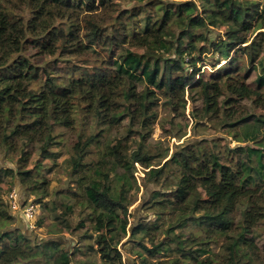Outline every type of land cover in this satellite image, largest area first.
Returning <instances> with one entry per match:
<instances>
[{
  "label": "trees",
  "instance_id": "trees-1",
  "mask_svg": "<svg viewBox=\"0 0 264 264\" xmlns=\"http://www.w3.org/2000/svg\"><path fill=\"white\" fill-rule=\"evenodd\" d=\"M211 27L222 34L210 37ZM209 52L225 63L202 71L199 61ZM189 99H202L192 110L197 124L219 119L246 143L190 141L151 167L160 154L149 151L156 125L171 132ZM245 101L264 109V0H134L127 8L117 0H0V149L16 162L0 167V264H72L61 240L38 242L14 226L3 197L9 175L37 189L39 202L50 195L43 162L57 163L67 135L70 175L102 264L123 263L124 236L137 240L160 229L157 222H129L137 162L164 188L144 207L159 219L169 216L168 244L184 256L171 264H264V197L257 195L264 185V115ZM73 207L64 205V213ZM175 228L200 233L183 239ZM220 240L218 262L211 244ZM139 244L154 257L166 242Z\"/></svg>",
  "mask_w": 264,
  "mask_h": 264
},
{
  "label": "rangeland",
  "instance_id": "rangeland-1",
  "mask_svg": "<svg viewBox=\"0 0 264 264\" xmlns=\"http://www.w3.org/2000/svg\"><path fill=\"white\" fill-rule=\"evenodd\" d=\"M123 7L127 8L134 4V0H117ZM166 1V0H162ZM175 1V0H167ZM178 1V0H176ZM199 3V0H194ZM221 28L209 29L210 37H217L222 34ZM134 49L141 51L140 40L136 39ZM168 55V54H166ZM169 56V55H168ZM171 56V55H170ZM172 56H174L172 54ZM246 62V59H244ZM225 60H218L216 53L209 52L204 56L203 60L199 61L198 66L201 70L211 71L214 67H219L224 64ZM192 70V69H191ZM256 72L253 71L249 77V83H253V79ZM253 86L255 84L253 83ZM202 106V99L193 102L188 100V104L185 110V115L175 118V122L179 125L170 126L171 132L164 130L160 125H156L155 131L149 139L150 147L149 151L152 154L159 152L154 158V164L151 167L159 168L165 164L167 159L170 158L172 153L178 148L179 145L185 144L190 141H199L205 139L210 144H217L220 148L227 146L233 147L246 142L238 141L233 135L235 133L234 128H227L221 125L219 119H201L197 124L192 116V110ZM245 106L256 112L257 114L264 115V109L261 107H253L251 101H245ZM167 111L161 107V116H165ZM253 122V121H252ZM261 133L264 132L263 127L260 128ZM242 133V130H241ZM239 132V135H243ZM112 138H122L125 135H110ZM69 135H67V143L64 145L63 155L58 158L57 163L53 164L52 161L43 162V173H45L47 179L50 181V195L45 196L42 202H39L38 196L40 192L37 189H26L21 185L19 179L14 175L6 177V183L4 185V200L9 204V211L15 216L14 226L20 228L23 232L30 235L32 239L36 241H42L46 239H59L62 241V246L70 251L72 255V264H83L95 262L102 264L100 254L98 253L96 237L97 233L93 230V223L88 218L89 210H82L80 206L81 190L77 187V184L73 177L70 175V165L67 163V159L71 155ZM114 142V140H113ZM112 142V143H113ZM97 153L92 154V157H96ZM33 158L36 159L35 153ZM33 159V160H34ZM96 159V158H95ZM136 170L134 176L136 183L127 192V199L132 200V204L128 208V219L130 223L138 222L141 220L150 221V223L157 222L160 226L159 231L154 232L152 236L144 238L134 239L128 235L124 236L118 243L119 249L123 253L122 264H142V259L146 258L153 263L159 264H171L176 256L179 255V251L174 248V245H169V236L166 232L169 216L164 219L157 218V214L152 209H146L144 203L150 198L151 194L155 190H164L160 183L151 181L147 178L146 170L140 162L135 164ZM0 167L16 168L15 159L6 157V154L0 149ZM31 168L35 167L34 161L31 162ZM52 167L51 170H48ZM34 172V171H33ZM114 175V174H112ZM114 181L113 183H115ZM16 191L21 202L34 203L36 206L37 214L34 227H32L26 220L22 219L17 212L10 207V193ZM72 191H77V195H73ZM257 195L259 198L264 197V185L257 189ZM74 205L72 214H65L64 205ZM85 219L84 225L81 227L80 223L82 219ZM41 222V225L38 223ZM63 230V231H60ZM192 230L196 233H200L195 228H175V233H181L183 239L188 238L192 233ZM88 236H84L85 233ZM92 235V236H91ZM260 238V241L264 243V234ZM157 242H166L165 247L157 254V256H151L143 247L139 244L142 241L147 247H153L155 240ZM223 241L212 242L211 249L213 256L219 262L221 260L220 254L223 251ZM191 245V244H189ZM193 249L198 248L199 245H191ZM209 253H205L208 255ZM182 257L183 255H179ZM184 257V256H183ZM191 259V258H190ZM193 261H196L193 259ZM198 261V260H197ZM196 263V262H195Z\"/></svg>",
  "mask_w": 264,
  "mask_h": 264
},
{
  "label": "built area",
  "instance_id": "built-area-1",
  "mask_svg": "<svg viewBox=\"0 0 264 264\" xmlns=\"http://www.w3.org/2000/svg\"><path fill=\"white\" fill-rule=\"evenodd\" d=\"M10 207L12 210L17 212V214L26 222H28L32 227H34L36 219V206L34 203H23L20 201L16 191L10 193Z\"/></svg>",
  "mask_w": 264,
  "mask_h": 264
}]
</instances>
